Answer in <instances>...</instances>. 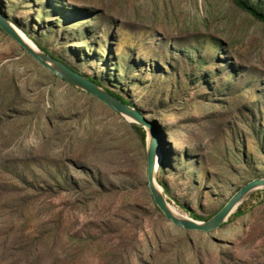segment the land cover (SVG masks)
<instances>
[{"label":"rangeland","instance_id":"obj_1","mask_svg":"<svg viewBox=\"0 0 264 264\" xmlns=\"http://www.w3.org/2000/svg\"><path fill=\"white\" fill-rule=\"evenodd\" d=\"M0 12L154 122L157 179L184 216L206 220L264 176V22L233 0H0ZM134 125L0 28V264H264V187L216 228L175 225Z\"/></svg>","mask_w":264,"mask_h":264},{"label":"water","instance_id":"obj_2","mask_svg":"<svg viewBox=\"0 0 264 264\" xmlns=\"http://www.w3.org/2000/svg\"><path fill=\"white\" fill-rule=\"evenodd\" d=\"M0 28L12 37L28 54L43 66L51 70L69 84L94 95L110 106L122 117H130L132 123L146 130V175L147 186L155 205L163 215L173 224L186 229L209 230L218 227L229 213L254 189L264 187V176L254 177L238 188L223 206L206 220H196L183 214H175L169 207L165 191L157 179V156L161 145V138L156 131L155 124L149 120L135 106L127 104L110 94L100 84L90 80L59 58L49 55L45 51L29 45L19 34L12 22L0 12Z\"/></svg>","mask_w":264,"mask_h":264},{"label":"trees","instance_id":"obj_3","mask_svg":"<svg viewBox=\"0 0 264 264\" xmlns=\"http://www.w3.org/2000/svg\"><path fill=\"white\" fill-rule=\"evenodd\" d=\"M239 7H241L242 9L246 10L247 12H249L251 15H253L255 18L261 20L264 22V3H259L258 5H254L250 0H233ZM38 45V44H37ZM39 46V45H38ZM40 47V46H39ZM42 48V47H40ZM42 50H44L42 48ZM55 57V56H54ZM57 58V57H56ZM202 60V58H201ZM200 60V61H201ZM73 68V67H72ZM87 78H89L87 76ZM90 80L100 84V82L94 78H89ZM105 88V87H104ZM110 94H112L113 96H115L116 98L120 99L121 101L127 103V104H131L129 101H127L125 98H123L122 96L118 95L117 93H115L114 91L109 90L108 88H105ZM135 128L140 132L141 138H145V130L143 127H140L138 125H134ZM263 192V196H264V188L262 189ZM237 211L243 213L244 210L238 206L237 207ZM236 211V212H237ZM189 215L191 217L194 218H199L200 216H196L195 214H193L191 211H189Z\"/></svg>","mask_w":264,"mask_h":264},{"label":"bare ground","instance_id":"obj_4","mask_svg":"<svg viewBox=\"0 0 264 264\" xmlns=\"http://www.w3.org/2000/svg\"><path fill=\"white\" fill-rule=\"evenodd\" d=\"M13 24V23H12ZM14 25V24H13ZM15 26V25H14ZM15 28L17 29V31L19 32V34L23 37V39L31 46L35 47V48H39V46L33 41V39H31L27 33H25L22 29L18 28L17 26H15ZM127 121H132V119L130 117H124ZM160 158H161V153H160V148H159V154L157 156V161L158 164L160 163ZM169 207L171 208V210L173 211V213L175 214H181L176 208H174L172 205H169ZM231 213V212H230ZM229 213V214H230Z\"/></svg>","mask_w":264,"mask_h":264}]
</instances>
